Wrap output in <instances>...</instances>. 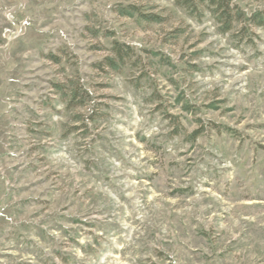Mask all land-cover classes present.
<instances>
[{"label":"rangeland","instance_id":"rangeland-1","mask_svg":"<svg viewBox=\"0 0 264 264\" xmlns=\"http://www.w3.org/2000/svg\"><path fill=\"white\" fill-rule=\"evenodd\" d=\"M180 2L0 0V264H264V26Z\"/></svg>","mask_w":264,"mask_h":264},{"label":"trees","instance_id":"trees-1","mask_svg":"<svg viewBox=\"0 0 264 264\" xmlns=\"http://www.w3.org/2000/svg\"><path fill=\"white\" fill-rule=\"evenodd\" d=\"M189 9H197L198 6L208 3L212 14L221 25V31L228 33L235 29L236 24L248 29L253 26H264V12L258 11L251 15H247L239 6L232 3V0H182L180 2ZM139 8L135 5L121 7L119 13L122 16L134 17L139 14ZM139 16L149 22H161L163 18L157 14H143ZM113 54L107 56L99 67H107L114 71H119L131 58L133 51L128 45L115 42L112 50ZM102 65V66H101ZM103 69V68H102ZM70 99L73 103L78 99L77 90H71Z\"/></svg>","mask_w":264,"mask_h":264}]
</instances>
